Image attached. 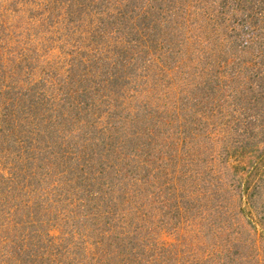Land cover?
<instances>
[{"label":"trees","instance_id":"trees-1","mask_svg":"<svg viewBox=\"0 0 264 264\" xmlns=\"http://www.w3.org/2000/svg\"><path fill=\"white\" fill-rule=\"evenodd\" d=\"M0 264H264V0H0Z\"/></svg>","mask_w":264,"mask_h":264}]
</instances>
